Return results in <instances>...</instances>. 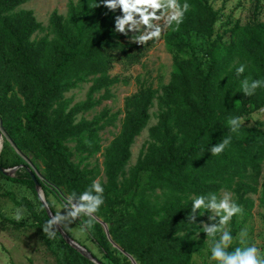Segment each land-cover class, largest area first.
Listing matches in <instances>:
<instances>
[{
  "label": "trees",
  "instance_id": "16d2710c",
  "mask_svg": "<svg viewBox=\"0 0 264 264\" xmlns=\"http://www.w3.org/2000/svg\"><path fill=\"white\" fill-rule=\"evenodd\" d=\"M29 1L0 0V123L16 150L41 164L45 180L40 184L47 202L49 190L67 196L97 180L99 166L83 164L102 152L105 204L86 232L105 258L111 264H132L129 257L136 264H193L206 244L193 240L186 228L188 197L208 192L220 196L229 190L242 214L248 215L255 205L249 196L257 195L264 173L263 122L244 124L239 137L231 134L225 152L209 153L212 144L230 134V116L250 118L264 108V89L251 97L239 91L245 77H264L260 1L254 0L252 22L228 20L223 33H217L220 15L210 0H188L184 22L165 35L173 56L169 84L159 94L141 83L125 98L120 133L105 148L99 134L114 122L112 116L102 112L92 121L77 117L112 98L110 88L120 82L110 74L114 65L139 63L145 47L114 32L120 12L109 11L100 0L96 8V0H70L67 15L54 12L49 33L37 38L43 25L32 11L18 10ZM241 63L247 70L237 77L235 67ZM86 83L91 84L86 101L70 107L65 94ZM156 101L158 122L136 165L127 171L131 148L147 127ZM3 149L1 168L27 165L17 153ZM74 156L80 158L78 163ZM7 179L37 195L27 169ZM261 188L264 206V182ZM198 219L206 221L207 216ZM86 221L82 217L75 222L82 227ZM245 222L240 215L233 217V236Z\"/></svg>",
  "mask_w": 264,
  "mask_h": 264
},
{
  "label": "rangeland",
  "instance_id": "374dc122",
  "mask_svg": "<svg viewBox=\"0 0 264 264\" xmlns=\"http://www.w3.org/2000/svg\"><path fill=\"white\" fill-rule=\"evenodd\" d=\"M69 1L70 0H31L18 10H28L34 13L37 21L44 27V30L37 33L35 37L42 38L49 33L50 17L54 12H58V14L63 16L67 15ZM74 1L77 2L78 0ZM259 1L261 11L257 15V19L264 22V0ZM210 2L220 15L216 25L217 33H223L226 29L225 25L228 20L234 22L241 20L243 24H247L255 19L254 0H210ZM161 24L163 26V21H161ZM168 29L167 27L163 29L161 38L158 42L149 41L144 45L146 51L139 63L135 65L116 63L110 74L112 77H118L120 82L110 88L112 98L104 101L101 106L78 115V121L81 119L92 121L96 117H99L102 112H106L109 116H112L114 122L107 125L99 134L103 148L109 146L120 133L122 120L124 118L125 98L136 93L141 83L145 86L153 87L159 94H161L163 87L169 84L173 71V56L165 44V35ZM225 39L228 41V37ZM90 87L91 84L86 83L80 85L77 89L67 92L65 98L68 100L70 107L85 102ZM158 111V103L156 101L150 112L151 119L147 127L136 139L131 148V159L127 171L136 165L142 150L149 142L150 129L156 126L158 122ZM255 115L260 118L253 119L252 121H245V124L254 125L258 121L264 123V114L258 112ZM251 117H253V115ZM3 139L4 141L0 142V150L3 146L9 148L17 153L27 164L26 166L23 165V168H19L17 172L20 169L24 171L28 168L34 174L39 175L40 181H44L45 177L41 164L34 160L30 154L22 156L16 150L6 132L3 134ZM70 146L73 148L74 145ZM10 158L11 162L15 161V157ZM73 161L78 163L80 158L74 156ZM86 163H90L91 168L97 165L99 166L100 173L97 180L101 183H105L102 152L96 155L95 158L85 161L83 166ZM7 178L8 177L3 178L0 174V264H88L84 259L70 250V248H68L70 245L64 244L58 235L54 240H48L45 237L41 228L46 220L45 211H37L39 207L38 203L29 201L26 198H21L23 189L29 190L34 198L38 195L26 186L15 183ZM263 182L264 173L260 180V187L257 195L249 196L255 202L254 208L250 214L240 215V219H246L241 229V231L247 232L248 235L246 239L249 242L253 240L257 241L258 245L262 248H264V206L261 204L260 200L262 197L261 184ZM49 191H51L48 192L47 196L49 203L53 200L57 203L63 202L65 195L62 191ZM225 192L231 193L229 190H223L220 196ZM231 195L234 199V195L232 193ZM21 206L27 209L29 213V222L22 221L18 223L12 219L13 209ZM51 210L54 212L56 209L52 207ZM61 212L65 214L64 210H61ZM69 227L71 228L66 232L76 243L82 247H88V249L92 251V254L104 264H111L91 240L89 234L87 232L81 233V227L77 225L75 221L71 223ZM228 228H230V224ZM200 239H206L204 233L200 234ZM205 244L206 248L199 255L194 257L193 264H208L207 257L210 253L208 252V243L205 242Z\"/></svg>",
  "mask_w": 264,
  "mask_h": 264
},
{
  "label": "clouds",
  "instance_id": "9594fccd",
  "mask_svg": "<svg viewBox=\"0 0 264 264\" xmlns=\"http://www.w3.org/2000/svg\"><path fill=\"white\" fill-rule=\"evenodd\" d=\"M109 11L115 13L119 10L120 15L114 19V32L128 36L130 41L146 45L149 41L158 42L164 28L177 30L184 22L185 14L189 11L188 0H100ZM100 4L95 2V7ZM163 21V26L161 24ZM131 33V35H129ZM247 65L241 63L235 67V75L243 76ZM257 89H264V77L253 79L251 76L240 81V93L244 96H253ZM264 114V108L259 109ZM253 117L230 116L226 120L229 135L218 143L210 146L209 153L217 156L229 148L232 135L239 137L245 121L259 119ZM38 203L37 211H44L55 207L54 215H49L41 226L48 240L57 238L58 227L63 231L69 230V225L82 217H87L86 223L80 228L81 233L91 230L95 214L99 213L105 204V188L99 180H93L83 191H72L64 197L63 202L50 203L42 195L34 198L27 189L22 190V197ZM190 208L186 216V228L193 240L198 241L200 234L204 233L208 243V264H264V248L253 240L249 242L247 232L241 231L233 236L228 225L233 217L243 213V208L232 198L231 193L225 192L218 196L215 192L188 197ZM64 210L65 214H62ZM207 216V220L198 219ZM12 219L16 222H29V213L24 207H16L12 211ZM231 249V250H229Z\"/></svg>",
  "mask_w": 264,
  "mask_h": 264
},
{
  "label": "water",
  "instance_id": "95a60500",
  "mask_svg": "<svg viewBox=\"0 0 264 264\" xmlns=\"http://www.w3.org/2000/svg\"><path fill=\"white\" fill-rule=\"evenodd\" d=\"M5 130L2 126V124H0V139L2 138L3 139V134H4ZM4 141V139H3ZM2 149L3 147L1 148L0 150V155H1V152H2ZM19 168H23V166L21 167H16V168H13V169H3L0 167V173L3 174L4 176H7V177H15V174L17 172V170ZM26 168V167H24ZM31 176V178L33 179L34 181V184H35V191L37 193V195H42L44 198H45V195H44V192H43V189L41 187V184H40V180H39V175L38 174H34L32 171H30L28 168H26ZM47 215L49 213V215H53L51 209H45ZM103 228L107 234V236H109V232H108V228L106 225L103 224ZM58 231H60V235L62 236V238L66 241L67 244H69L73 249H75L77 252H79L82 256H84L85 258L89 259L91 262H93L94 264H102L101 262H99L97 259H95L89 252H87V250L80 246L78 243H76L74 240H72L64 231L62 228L58 227ZM132 264H136L135 261L129 257Z\"/></svg>",
  "mask_w": 264,
  "mask_h": 264
},
{
  "label": "bare ground",
  "instance_id": "6f19581e",
  "mask_svg": "<svg viewBox=\"0 0 264 264\" xmlns=\"http://www.w3.org/2000/svg\"><path fill=\"white\" fill-rule=\"evenodd\" d=\"M2 141H3V139L1 138V139H0V142H2Z\"/></svg>",
  "mask_w": 264,
  "mask_h": 264
}]
</instances>
